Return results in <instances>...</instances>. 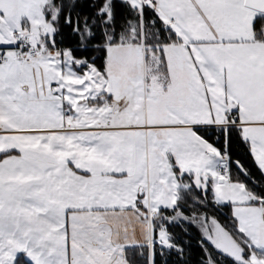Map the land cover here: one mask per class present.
I'll return each instance as SVG.
<instances>
[{
  "label": "snow or ice",
  "instance_id": "obj_1",
  "mask_svg": "<svg viewBox=\"0 0 264 264\" xmlns=\"http://www.w3.org/2000/svg\"><path fill=\"white\" fill-rule=\"evenodd\" d=\"M0 264H264V0H0Z\"/></svg>",
  "mask_w": 264,
  "mask_h": 264
}]
</instances>
